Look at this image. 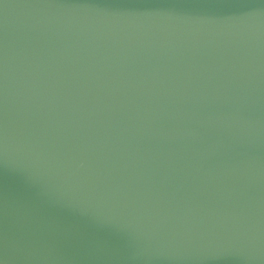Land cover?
I'll return each instance as SVG.
<instances>
[{
	"label": "water",
	"instance_id": "obj_1",
	"mask_svg": "<svg viewBox=\"0 0 264 264\" xmlns=\"http://www.w3.org/2000/svg\"><path fill=\"white\" fill-rule=\"evenodd\" d=\"M0 264H264V0H0Z\"/></svg>",
	"mask_w": 264,
	"mask_h": 264
}]
</instances>
